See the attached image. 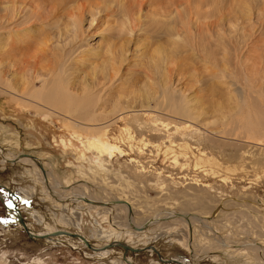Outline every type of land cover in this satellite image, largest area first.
<instances>
[{
    "label": "rangeland",
    "instance_id": "374dc122",
    "mask_svg": "<svg viewBox=\"0 0 264 264\" xmlns=\"http://www.w3.org/2000/svg\"><path fill=\"white\" fill-rule=\"evenodd\" d=\"M149 1L140 9L139 6L135 7V23L138 24L140 20L139 25L143 27L135 29L131 35L127 34L129 26L120 15L100 21L96 30L89 25L87 18L83 28L91 34L83 51L87 50L86 54L89 55L90 51L98 50V55L93 56L94 59H83L72 64L71 71L75 67L73 80L70 79L67 86L75 91V84H79L77 93L79 88L92 85L95 77L102 78L108 74L113 66L118 70L122 84L109 92L111 95L108 99L113 97L112 100L105 103L99 101L95 106L96 110L99 105V110H105L108 120L122 109H149L152 113L149 122H146V129L137 126V122L129 117L116 120L101 130L97 140L105 144L107 165L100 163L99 157L82 146L80 140L76 142L78 138L73 135L78 134L77 130H66L62 120L46 121L44 114L19 110L9 105L6 96L0 94V189L3 190L0 193V264H156L155 261L175 264L169 262L174 256H180L192 264H264V254L261 252L262 257H259L260 252L250 248H262L264 252V158L261 159L264 152L257 153L254 147L238 139L240 136H235L233 140L234 135H218L223 128L222 116L232 113L235 100L234 87L227 80L229 77L216 73L220 69L226 74L235 72L233 74L241 81L248 72V77L252 76L251 73L257 77L258 69L264 72V0ZM161 6H166V13L160 11ZM175 10L179 13H175ZM186 16L190 25L194 26L189 25V33L185 28H180ZM122 25L124 30L121 29ZM177 29L180 40L174 44L173 38L165 32L172 33ZM189 35L197 45L190 49L189 44L181 40ZM109 45L116 58L114 61L105 51ZM0 46L3 44L0 43ZM201 48H205V53L199 52ZM158 49L160 55L174 56L170 62L161 65L160 75L152 74L150 80L143 68L151 65V57ZM208 52L210 57L207 56ZM205 56L209 57L208 60ZM44 58L41 59L43 64L47 61ZM5 61H1V70L7 64ZM17 76L19 80L22 79L21 74ZM155 80H163L171 90L183 96L194 111L196 108L201 110H196L199 112L198 121L188 123L174 119L160 107L156 111L152 98L155 95L153 92H156ZM71 83L74 89L70 88ZM254 86H261L264 91V82ZM114 103L117 106L112 105ZM21 113L25 116H21ZM192 128L199 132L195 133ZM186 130L190 133H186ZM87 138L94 140L96 137L88 133ZM61 139L65 140V146L60 143ZM198 147L205 149V156L199 157V160ZM242 151L244 159L240 154ZM184 152L190 165L181 166V155L178 156L180 164L174 161L176 155ZM17 155L33 156L36 160L24 158L30 159L32 164L22 160H6ZM52 158L55 163L46 161ZM39 164L44 169L49 164L63 185L71 187L85 183L94 189L97 197H103L100 188L107 189L111 195L119 198L118 201L130 207L132 219L147 218L152 223L140 230L117 226L113 221L116 216L114 212L97 214V210L88 209L89 202L72 201L69 192L65 198L57 200L60 196H57V190L49 180L46 183L35 181L37 169L41 171ZM118 183L129 185L125 193L120 188L111 187ZM192 183L205 186L207 205L204 200L200 206H196L193 197L181 194L188 193L187 187ZM3 193H7V199L12 201V208L5 203ZM183 202H189L184 205L185 211L182 210V215L173 216L185 222H191L192 218L206 220L205 226L189 222L182 226L166 217L152 221L156 211L180 212L179 207ZM191 205L196 206L195 210H189ZM15 207L18 211H9ZM150 207L156 211L150 210ZM205 210L208 211L207 216L204 215ZM184 212L193 215H185ZM16 215H21L32 233L66 231L84 237L88 245L77 236L53 235L34 239L16 220ZM164 222L172 226L165 227ZM218 240H225V245L219 246ZM120 244L135 250H123ZM106 245L107 248L101 251L90 248ZM244 247L246 255L234 250Z\"/></svg>",
    "mask_w": 264,
    "mask_h": 264
},
{
    "label": "bare ground",
    "instance_id": "6f19581e",
    "mask_svg": "<svg viewBox=\"0 0 264 264\" xmlns=\"http://www.w3.org/2000/svg\"><path fill=\"white\" fill-rule=\"evenodd\" d=\"M148 3H150L149 0H0V5H1L0 6V9H1L0 10V43L3 44V46H0V94L6 96V102L9 105H12L19 110H22L24 112L33 111V113L36 115L44 114L45 115L44 117L48 121H52V119L62 120L63 126H65L64 128L66 130H72V131L77 130L78 134L73 135L76 139L78 138L76 142L80 140V143L82 146H84L90 152L94 153L95 155H97V157H99L98 159L100 163L108 162V160H106V155H108V152L105 147V144L101 140H97V136L99 137L101 130H105L110 125V123H113L116 120L118 121L125 120L129 117H131L133 121L137 122V126L141 125L145 128L146 122L147 121L149 122V118L151 117L152 113L149 109H145V110L144 109H138V110L122 109L120 112H118L115 115L113 119H111L112 121L108 120L107 113L105 112V110H101V109L99 110L100 105L98 106V110H96L95 106L98 104L97 102L99 101L102 103H105L109 99L113 98V97H110L108 99L109 94H110L109 92L111 91L112 88L118 87L122 84L121 75L120 74L118 75V70L112 65L113 68L110 72H108V74L104 75L102 78L95 77V79L92 82V85L90 86L81 87L80 85L81 88H79L80 90L78 89L80 93L79 91L77 93L76 89L79 87L77 86L79 84L77 83L75 84L76 86L75 91L69 90L67 86V85H70L69 81L70 79H72V74H74L72 72L75 67L71 71L72 64L73 63L76 64L77 62H80L83 59H90V58L94 59L95 57L93 58V56L98 55V50L90 51L91 53H88L89 55L86 54L87 50L83 51V49L85 48L87 38L89 39V36L91 34V33H88L89 31L83 28V22L86 21L87 18L90 21L89 25L93 26L94 30H96L98 29V23L100 21L102 20L104 21L107 18L113 17L115 15H118V16L120 15L125 20L124 23L129 26V28L126 29L127 34L131 35L133 31H135V29L140 30L139 27L142 26V24L139 25L140 20L138 21V24L135 23V21H137L136 17L134 18L133 16L135 7L139 6V9H140V7H143V5L148 4ZM161 8L162 9L160 11H162L163 13H166L167 11L166 6L165 7L161 6ZM175 13L178 14L179 12L175 10ZM123 25L121 26L122 30H124L122 28ZM189 25H190V22H189L188 17L186 16L184 21H182V26H180V28L181 27L185 28L186 32L189 33L190 32ZM121 29H119L120 31L118 32L121 33L122 32ZM23 32L25 33L23 34ZM165 33L167 36L173 38L174 44H177L178 41L180 40V36H179L180 34L178 32V29L172 33L171 32H165ZM119 34L115 38H117ZM190 37L191 35H189L187 38L181 39L183 40L184 43L189 44V49L197 46L192 38H191L192 41L190 40ZM217 45H220V44L217 43ZM102 51L103 49L101 50V52ZM105 51H108L110 53L113 61L116 59V58L114 59L115 55L113 56L114 53L112 52L113 49L111 50V45H109ZM205 51H206L205 48H201L199 52L203 54L205 53ZM223 51L224 50H222V52ZM99 53H100V50H99ZM173 56L174 55H168V54L160 55V50L159 49L156 50L154 52L153 57H151V65L149 64L145 65L143 68V71L145 75L147 76V78L149 77L150 79L152 77V74L159 76L161 72V65L164 66L166 63L170 62L173 59L172 58ZM207 56L210 57V52H208ZM43 57L47 58V61L44 64L41 61ZM213 57L215 58V55ZM1 61L7 62V64L2 68V70H1V67H2L3 62ZM244 66L245 65H243V67ZM218 69L219 67H217V70ZM246 69H247V65H246ZM251 69L253 70V68ZM221 71L222 70L220 69V72H216V73H220L221 76L227 75L230 78V79L227 78L228 82L231 81L230 83L234 87L233 96L235 100V103H234L235 107H234V110H232V113L224 114V115L222 114L223 115L222 116L223 128L220 129V132L218 133V135H221L223 137L226 134L227 136L228 134L234 135L232 136L233 140L235 139V136L236 137L240 136L243 140L241 138H238V139L249 144L251 148L254 147L255 148V150L253 149L254 151L256 152L260 151L263 154L264 152V91H262L263 88L261 90V86L256 87L254 85L258 86L259 83L264 82V75H263L264 72L263 71L261 72L258 69L256 70L257 77H254V75L251 72L250 73L252 76L248 77L249 72L246 70L248 72L246 73L247 75L246 76L243 75L244 76L242 78L243 80L241 79V81H239L237 76L235 75L236 74L235 72H233L235 74L233 73L226 74V72L224 73L223 71L222 72ZM7 72H9L11 76H8L6 74ZM18 74H21L22 79L20 80L18 79L19 78L17 76ZM210 76L212 77V75ZM16 78L19 81H21V83L18 80H15ZM217 78H219V75L217 76ZM161 81L155 80L154 82L156 86V92H153L155 93V95L152 96V98L154 99L155 110L159 109V107L163 108L162 110L165 112V114L168 113V115L170 114L169 116L175 117L174 119L179 118L181 119V121H185L188 123H195L196 121H198L199 112H196L197 108L194 111L193 109L194 107L191 108L189 106L190 104H188L189 102H187V100L183 96L178 95L176 92L171 90L170 87L167 86L163 82V80ZM37 83H38V86H36ZM72 84L73 83H71V86ZM71 86L70 88L72 89L74 85L72 87ZM230 100L233 101V99H230ZM115 104L116 103L112 105L117 106V104L116 105ZM197 111H201V110H197ZM142 118L144 120L139 122V120ZM102 120H106V121L103 122ZM156 130L158 129L156 128ZM193 130H190V131H193ZM188 132L189 130L186 133ZM194 132L197 133L199 131L198 129H196L194 130ZM88 133L92 134L96 138L94 140H89L87 138ZM191 134L193 133L191 132ZM73 136L71 137L73 138ZM167 137L168 135L166 136V138ZM163 139H165V137ZM171 140H170V143H171ZM204 150L205 149H203V147L196 148V151L199 155V156L197 155L198 156L197 160H199V157L205 156ZM242 152L243 153H240L242 154L241 157L244 154V151ZM0 154H2L1 149H0ZM178 156H180L181 158L179 159L181 166L188 165L189 161H188V158L185 157L186 156L185 152L184 154L181 153L179 155H176L177 159L176 157L174 158L175 162H178ZM20 157L17 155L16 157L13 156V158L6 159V160H9V161L10 160L11 161L22 160L25 163H31V164L33 162L30 161V159L36 160L31 156H26L30 158L29 160L28 158L24 159L26 157H21V159ZM255 157H257V155ZM262 158L264 157H261V159ZM261 159L259 162H261ZM203 161L204 160H202V162ZM254 162H256V160ZM172 163L174 164V162ZM105 165H107V163ZM39 167L41 171L37 169L35 181L38 180V181H41L42 183H46L49 180L50 183L53 185V187L57 190L56 191L57 196H60V198L59 197L56 198L57 200L61 198L62 199L65 198L66 197L65 195L67 194V192H69L72 194V197L70 196L72 201L78 202L79 200H85L86 202H89L87 204L88 209L97 210L96 212L97 214H101V213L110 214L111 212H114L116 216L113 221L117 226H122V227L130 226V227L140 230L146 225H148L149 223H152V222H148L147 218L132 219L131 213H130V207L127 204H125V202L118 201L119 198L111 195L109 191H107V189L105 188H100L101 190L100 192L103 195V197H97L94 193V189L85 183H79L71 187H69L68 185H63L62 182H60V179L57 178V176L53 174L52 168L49 164L46 169H44L40 164H39ZM113 186L122 189L121 192H124V193L129 187L128 184H122V183L112 185L111 187ZM204 187L205 186H203L202 184L200 185L199 183L197 184L192 183V185H189L187 187L189 192L181 193V194H183V196L193 197L194 199L193 203L196 206H200L202 204V201L208 198ZM117 203L119 205L124 206L126 209L124 207L118 206ZM188 203L189 202H183L179 207L180 212L174 213V214L171 213V210H163V211L160 210L161 212H159L153 209V207H150V210L157 212L155 213V217L152 221H155L159 217H164V218L166 217V218H172V221L175 223H181L182 226H186L187 225L186 222H189V221L185 222L183 219H179L175 216L182 215L181 212L182 210L185 209L184 205H187ZM206 203H207V200L204 201L205 205H207ZM195 205H191L189 210L190 211L195 210L196 208ZM9 211L10 212L18 211V208L9 209ZM183 214L193 215L192 213H187V212L186 213L184 212ZM127 215H128V220H127ZM204 215L207 216L208 211L205 210ZM19 216L21 215L15 216L17 221L19 220ZM189 223H200V225L202 224L205 226L206 220H199L197 218H192L191 222ZM163 225L165 227H169L171 224L164 222ZM28 230H29V233L27 234L34 239L42 238V237L48 238L53 235L71 236L69 235V232L61 231V230L50 232L48 234L32 233L29 228ZM64 232L68 234H63ZM38 235H41L42 237H37ZM76 236L78 239H80V241L82 240L83 243L88 245L87 239H85L84 237L80 235H76ZM224 241L225 240H220V241L218 240L219 246L223 247V245H225V243L223 244ZM107 246L108 245L98 247V248H95V247L93 248L90 246V248L94 249L95 251L96 250L101 251V250H105ZM251 247H253L255 250H258L260 252L259 257H262L261 252L262 254H264L262 248L250 246V248ZM123 250L127 251V250H135V249L126 245V248H124ZM234 250L235 251L238 250L240 253L241 252L245 253V255L247 254L246 247L240 248V249L235 248ZM169 262H173V260H170Z\"/></svg>",
    "mask_w": 264,
    "mask_h": 264
},
{
    "label": "water",
    "instance_id": "95a60500",
    "mask_svg": "<svg viewBox=\"0 0 264 264\" xmlns=\"http://www.w3.org/2000/svg\"><path fill=\"white\" fill-rule=\"evenodd\" d=\"M16 208V207H15ZM19 222H20V224L22 225V227L24 228V230L27 232V233H29V230H28V228H27V224L25 223V220L21 217V216H19ZM63 234H68V233H63ZM69 235H71V236H76L75 234H72V233H69ZM37 237H42L41 235H38ZM120 246H122L123 248H126V246H124L123 244H120ZM132 251H134V250H132Z\"/></svg>",
    "mask_w": 264,
    "mask_h": 264
},
{
    "label": "flooded vegetation",
    "instance_id": "af4514ba",
    "mask_svg": "<svg viewBox=\"0 0 264 264\" xmlns=\"http://www.w3.org/2000/svg\"><path fill=\"white\" fill-rule=\"evenodd\" d=\"M31 157H33V156H31ZM171 260H173V262L175 264H192V263L188 262L186 259H184V258H182L180 256H174ZM154 263L159 264L157 261H155Z\"/></svg>",
    "mask_w": 264,
    "mask_h": 264
},
{
    "label": "crops",
    "instance_id": "0c3cea01",
    "mask_svg": "<svg viewBox=\"0 0 264 264\" xmlns=\"http://www.w3.org/2000/svg\"><path fill=\"white\" fill-rule=\"evenodd\" d=\"M21 116H25L24 114H22L21 113ZM31 115H27V117H30ZM32 118H35L36 119V117H34V116H32ZM37 118H42V117H37ZM37 120V119H36ZM44 120H46L45 118H44ZM47 121V120H46ZM60 143H62V145L63 146H65L66 145V142H65V140H60ZM46 161H49V162H51V163H55V160H54V158H52V159H46ZM55 165V164H54Z\"/></svg>",
    "mask_w": 264,
    "mask_h": 264
},
{
    "label": "snow or ice",
    "instance_id": "6c2138e0",
    "mask_svg": "<svg viewBox=\"0 0 264 264\" xmlns=\"http://www.w3.org/2000/svg\"><path fill=\"white\" fill-rule=\"evenodd\" d=\"M2 192H3V190L0 189V193H2ZM3 194L5 196V203L7 204V206L9 208H12L13 207V203H12V201L10 199H7V193H3Z\"/></svg>",
    "mask_w": 264,
    "mask_h": 264
}]
</instances>
